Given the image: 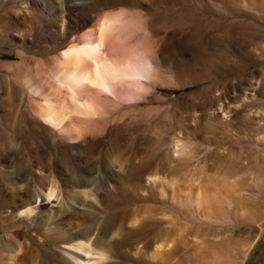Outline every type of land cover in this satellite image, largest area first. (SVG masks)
Returning a JSON list of instances; mask_svg holds the SVG:
<instances>
[{"label":"rangeland","instance_id":"1","mask_svg":"<svg viewBox=\"0 0 264 264\" xmlns=\"http://www.w3.org/2000/svg\"><path fill=\"white\" fill-rule=\"evenodd\" d=\"M35 1L0 0V114L25 113L28 119L15 131L0 124L2 170L12 156L23 164L27 157L39 160L45 150L46 132L37 127L30 104L31 98L39 101L28 97L24 80L45 74L75 32L64 21L60 24L57 12L44 16L63 0H48L51 6L43 14ZM84 1L94 16L140 10L151 37L133 20L132 39L147 46L148 54L152 51L154 68L152 78L143 79L148 87L138 100L116 101L108 120H100L103 132L91 144L92 154L122 151L136 142V156L154 159L175 182L165 185L164 197L118 201L130 209L126 222L133 214L151 230L138 239L144 251L159 235H168L173 243L161 258L151 259L141 249L136 258L128 254L123 264H264V0ZM176 139L186 144L179 154ZM2 170L0 264H14L23 238L15 234L12 220L2 218L13 188ZM195 176L207 189H217L212 190L213 203L197 206L186 191ZM38 183H31V191ZM110 194L105 200H116ZM59 195L42 209L57 210ZM30 233L40 241L39 233Z\"/></svg>","mask_w":264,"mask_h":264},{"label":"bare ground","instance_id":"2","mask_svg":"<svg viewBox=\"0 0 264 264\" xmlns=\"http://www.w3.org/2000/svg\"><path fill=\"white\" fill-rule=\"evenodd\" d=\"M48 2L35 1L41 14L51 6ZM86 5L84 0H63L54 11L50 8L44 12L45 17L57 12L60 24L64 21L65 27L75 32L45 74L24 80L28 97L38 98L35 103V98H31L30 104L38 119L37 127L46 132V146L37 161L27 157L18 164L12 156L9 164L0 168L7 183L13 185L2 218L12 220L15 234L23 238L16 246L14 264H123L122 259L128 254L136 258L143 248L137 244L138 239L151 230L133 214L126 222L129 207L119 206L118 201L131 202L137 196L152 199L149 196L153 194L164 197L165 185L175 184L164 168L156 167L154 159L141 160L136 156V142H129L122 151L96 156L90 150L103 132L100 120L112 114L110 109H115L116 101L138 100L148 87L143 79L149 81L154 68L149 57L151 50L149 55L147 46L145 49L139 45L140 40L138 44L132 39L131 16L122 15V10L94 16ZM25 120V113L0 114V124L6 122L13 131L21 128ZM179 140L174 141L177 154L184 152L186 145ZM198 177L190 178L193 181L186 183V191L191 192L197 206L201 202L213 203L217 189L214 187L212 193ZM35 180L38 187L31 191ZM182 188L177 187L178 192ZM106 193L115 195L116 200H110L111 196L105 200ZM59 194L57 210L42 209ZM30 230L41 235L39 242L33 240ZM171 244L170 237L163 234L150 242L149 250H142L151 259L161 258L173 247Z\"/></svg>","mask_w":264,"mask_h":264},{"label":"clouds","instance_id":"3","mask_svg":"<svg viewBox=\"0 0 264 264\" xmlns=\"http://www.w3.org/2000/svg\"><path fill=\"white\" fill-rule=\"evenodd\" d=\"M126 14L131 16L133 18V20L137 23H139L140 25L144 26V35L146 38H150L151 37V33L147 31L146 25H147V18H144L141 14L140 10H130V9H126L125 10Z\"/></svg>","mask_w":264,"mask_h":264},{"label":"snow or ice","instance_id":"4","mask_svg":"<svg viewBox=\"0 0 264 264\" xmlns=\"http://www.w3.org/2000/svg\"><path fill=\"white\" fill-rule=\"evenodd\" d=\"M98 51L97 49H93V52H96ZM141 66L140 65H137V68H140ZM144 67H146V65H144ZM104 91H107V88L104 89Z\"/></svg>","mask_w":264,"mask_h":264}]
</instances>
